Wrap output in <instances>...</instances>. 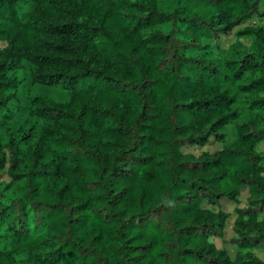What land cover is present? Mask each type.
Masks as SVG:
<instances>
[{
    "label": "trees",
    "instance_id": "16d2710c",
    "mask_svg": "<svg viewBox=\"0 0 264 264\" xmlns=\"http://www.w3.org/2000/svg\"><path fill=\"white\" fill-rule=\"evenodd\" d=\"M262 4L0 0V264H264V26L215 57ZM25 67L69 98L33 96L17 133ZM245 189L232 257L211 240L229 214L204 202Z\"/></svg>",
    "mask_w": 264,
    "mask_h": 264
},
{
    "label": "rangeland",
    "instance_id": "374dc122",
    "mask_svg": "<svg viewBox=\"0 0 264 264\" xmlns=\"http://www.w3.org/2000/svg\"><path fill=\"white\" fill-rule=\"evenodd\" d=\"M262 9L264 10V0L262 4ZM264 26V15L255 14L252 16L250 20H248L246 23L242 24L241 26H238L234 28L233 31L222 33L218 39L219 48L216 50V59L222 58L226 55V52L230 48V46L238 40V37L236 35L237 29L239 27L243 26ZM242 43L245 46L250 45V38L248 37H242L241 38ZM7 45L6 42H0V49L5 47ZM20 79L21 83L18 88V101L15 102V108L17 110L14 118L9 122L7 128L15 129L17 130V133H20V129L22 127H30L33 125L36 121L34 118L29 116L27 106L30 103V99L33 96L36 95H43L48 98H51L56 101H64L69 98V91L64 89L63 87H55V86H46L43 84H33L30 74H29V68L25 67L20 71ZM26 107V108H25ZM236 107H239L242 111L241 119L238 121H234L231 124H229L226 127V130L228 132L227 139L229 141L233 140L235 138L236 134V124L239 121H242L249 117V113L247 110L243 107L242 102H239ZM40 124V122H39ZM4 140L7 141V138L4 134ZM223 146L222 143L217 141L214 137H211L209 142L204 146L194 145V146H183L182 151L184 153H193L196 156H199L202 152L208 151L210 153H213L219 149H221ZM257 150L260 152H264V141L260 142L257 146ZM0 178L2 180H9L10 177L7 174V169L1 171ZM248 191L245 189L240 196V199L237 202L230 200L228 198L221 199L218 204H208L206 201L204 202V205H207L208 207L214 208V209H222L224 212H227L229 214L226 222V228L225 233L223 237H216L212 236L211 240L217 244L218 247H224L228 250V252L231 254L232 257L235 256V253L238 248L233 245L231 242L232 237L234 236L235 232L233 230L234 222L237 217V213L235 211L236 207H245L248 202ZM257 255L264 258V250H257Z\"/></svg>",
    "mask_w": 264,
    "mask_h": 264
}]
</instances>
